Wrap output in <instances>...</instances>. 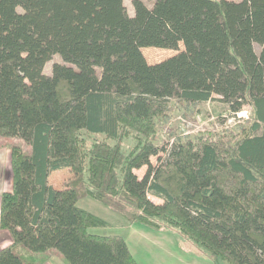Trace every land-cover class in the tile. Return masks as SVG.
<instances>
[{
	"label": "trees",
	"instance_id": "obj_1",
	"mask_svg": "<svg viewBox=\"0 0 264 264\" xmlns=\"http://www.w3.org/2000/svg\"><path fill=\"white\" fill-rule=\"evenodd\" d=\"M132 6L128 16L123 0H0V137L22 142L5 143L0 229L12 243L0 264H42L52 251L67 264H137L121 235L89 231L108 222L77 205L84 197L129 223L174 228L215 260L264 264V0ZM150 46L177 52L148 63ZM55 54L63 63L44 73ZM176 89L187 104H248L251 120L158 147ZM64 168L75 177L52 187Z\"/></svg>",
	"mask_w": 264,
	"mask_h": 264
},
{
	"label": "rangeland",
	"instance_id": "obj_2",
	"mask_svg": "<svg viewBox=\"0 0 264 264\" xmlns=\"http://www.w3.org/2000/svg\"><path fill=\"white\" fill-rule=\"evenodd\" d=\"M151 7L153 0H143ZM123 9L126 15L134 13L132 0H123ZM258 53L260 47L254 45ZM182 44L179 49H182ZM142 53L148 63L161 61L177 51L159 47H143ZM92 57H88L91 60ZM55 63H63L60 56L55 54L43 67V72L51 73ZM102 71V69H100ZM179 90H174L167 100L168 108L165 116L156 121L154 143L158 147L169 149L172 143L178 140L193 139L204 135L216 138L229 129L236 130L240 125H247L251 120L252 108L245 104L237 113H232L228 105L213 95L212 100L187 104L178 100ZM100 137V135H97ZM92 137V136H91ZM17 142L18 139H3L0 137V191L8 190L11 184L9 170V149L5 143ZM24 148L26 146L22 144ZM166 158V152L160 151L158 156H152L151 162L159 164ZM145 166L135 169L138 177H142ZM74 173L64 168L54 170L48 177L49 184L54 188H62L66 181L74 178ZM149 198L156 203L161 199L149 192ZM77 205L106 220L107 226L92 227L90 232L99 235L119 234L126 241L128 248L137 264H226L224 260H215L209 253L189 238L183 236L178 230L171 227L154 228L144 222L129 223L125 218L107 208L100 202L84 197L77 201ZM8 235H10L7 232ZM12 243L6 244L8 246ZM42 264H67L56 252H50Z\"/></svg>",
	"mask_w": 264,
	"mask_h": 264
},
{
	"label": "crops",
	"instance_id": "obj_3",
	"mask_svg": "<svg viewBox=\"0 0 264 264\" xmlns=\"http://www.w3.org/2000/svg\"><path fill=\"white\" fill-rule=\"evenodd\" d=\"M11 186V184H10ZM10 189V187H9ZM3 190L0 191V193L2 192ZM11 241V237L10 235L7 234V231L4 230V229H0V249L5 247L6 244L10 243Z\"/></svg>",
	"mask_w": 264,
	"mask_h": 264
}]
</instances>
